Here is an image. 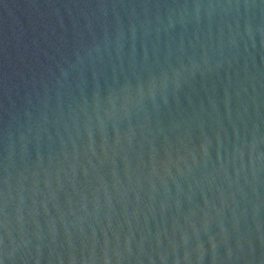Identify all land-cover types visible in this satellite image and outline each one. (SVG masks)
Listing matches in <instances>:
<instances>
[{"label": "water", "instance_id": "95a60500", "mask_svg": "<svg viewBox=\"0 0 264 264\" xmlns=\"http://www.w3.org/2000/svg\"><path fill=\"white\" fill-rule=\"evenodd\" d=\"M0 264H264V0H0Z\"/></svg>", "mask_w": 264, "mask_h": 264}]
</instances>
